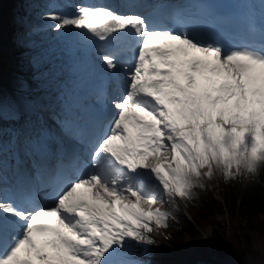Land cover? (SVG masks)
Returning <instances> with one entry per match:
<instances>
[{
	"label": "snow or ice",
	"instance_id": "snow-or-ice-1",
	"mask_svg": "<svg viewBox=\"0 0 264 264\" xmlns=\"http://www.w3.org/2000/svg\"><path fill=\"white\" fill-rule=\"evenodd\" d=\"M46 19L22 18L15 36L32 45L35 88L0 87V264H160L151 233L175 216L154 205L264 171V0H121ZM48 30L71 73L99 80L86 105L51 94L34 46Z\"/></svg>",
	"mask_w": 264,
	"mask_h": 264
},
{
	"label": "trees",
	"instance_id": "trees-1",
	"mask_svg": "<svg viewBox=\"0 0 264 264\" xmlns=\"http://www.w3.org/2000/svg\"><path fill=\"white\" fill-rule=\"evenodd\" d=\"M20 4L26 9L30 6L24 0H0L2 26L18 18L16 10ZM26 60L23 57L21 65L27 72ZM196 195V200L190 203L192 224L184 227L177 219L168 221L166 232L170 241L176 245L185 237L199 236L203 229L209 227L208 238L216 253L222 257L231 255L235 264H264V171L251 184L245 182L240 186L238 180L222 181L223 202H217L205 188L196 190ZM224 213L226 220H219L218 216ZM154 240L155 253H170L166 242Z\"/></svg>",
	"mask_w": 264,
	"mask_h": 264
},
{
	"label": "rangeland",
	"instance_id": "rangeland-1",
	"mask_svg": "<svg viewBox=\"0 0 264 264\" xmlns=\"http://www.w3.org/2000/svg\"><path fill=\"white\" fill-rule=\"evenodd\" d=\"M44 1L46 2V0H36L35 3L32 2V4H36V6L39 8L40 7V11L39 12H43L44 10H49L52 6H53V2L51 3V0L48 2L50 5L47 6L44 4ZM55 1V0H54ZM59 1V0H56ZM47 3V2H46ZM64 4V3H63ZM59 5V4H58ZM61 8H63L60 5ZM66 6H64L65 8ZM68 10H73V7H70ZM39 12L34 13L32 15H27L25 13H20L21 18H23L24 21L27 22H31L34 24H39L41 22L40 17H38L37 15H39ZM21 24H20V20L19 22L17 21L16 23H14L12 25V27L7 28V29H2V32L6 34V36H11L14 35V40L10 41L8 43V45L2 44L3 42L0 39V71H1V78L3 80H7L10 81L12 83H17L18 80H22L25 82L26 85H29V79H32V74H30L29 76H23L20 73H17L16 70L14 69V67H17V63L16 61L18 59H22L21 56L26 55V53H29V49L32 48V45H30L28 48H21L18 47L15 43V36L18 32H20L21 29ZM35 38V37H34ZM37 41L34 40V45ZM36 51H40L38 49H35ZM45 53L49 63L51 62V55H49L47 52L45 51H40ZM11 75V76H10ZM53 83H49V90L54 88V86L52 87ZM221 177L219 175L215 176L211 181L209 180H205V185H207V190L212 189L214 192L219 189L220 190V182H221ZM183 203L185 205V208L187 212L185 211H180L177 210L175 208H171V207H164L163 211H169L172 212L174 214L175 217H180L181 218V222L184 226H187L188 223H190V218L188 217V213L191 211L190 206H189V202L183 200ZM185 217H182V216ZM226 214L220 215L218 216L219 220H226ZM156 233V237L164 242H166L168 245H170V248L172 249V255L170 256V260L168 262H164V260L158 256H156V258L160 261V264H186V259L191 260L194 256L188 255L186 253H184V249H185V245H187V243H192L194 241H199L201 244H198V247L196 249L192 250L191 254H196L198 253L201 249H203L204 253L210 254L212 248H211V243L209 241V234H210V228L206 227L205 229H203L201 231V234L197 237H195L194 239L185 237L183 239L182 242L177 243L176 245H174L168 238H166V234L164 233L163 228L157 229L155 230ZM166 238V239H165ZM229 259L233 262V257L231 255H228Z\"/></svg>",
	"mask_w": 264,
	"mask_h": 264
},
{
	"label": "bare ground",
	"instance_id": "bare-ground-1",
	"mask_svg": "<svg viewBox=\"0 0 264 264\" xmlns=\"http://www.w3.org/2000/svg\"><path fill=\"white\" fill-rule=\"evenodd\" d=\"M102 2H104V0H102ZM91 4H99V2H95V3H91ZM53 11H60L59 9H52L50 11H46V12H42L40 13L41 17H43L41 19V24H45V23H50V21H47V15L49 12H53ZM64 14L65 11L61 10ZM75 12H71L67 15H71L74 14ZM73 33L75 34L77 30L72 29ZM77 37H75V35L73 36V39H76ZM35 41H37L35 43V49L41 50V51H45L47 53H50L51 56H53V59L57 60V64H55V67H53L55 73H56V77L54 79V81H59L61 85H65V84H74L73 80L76 76V73L73 74L68 70V62H67V58L68 55L65 54V50H62V47L65 46L66 47V43L65 37H57L56 34L51 31H45L43 33H41L40 35H37L34 38ZM59 43V45H58ZM57 47H60L59 49H56ZM67 49V47H66ZM68 74V76H66ZM69 75H71L69 77ZM53 82V79L50 78L48 81V84ZM0 84H3V86L1 85L0 87H2L3 89H6L5 91H11L13 90V88L15 87L16 83H12V82H7L6 80H2L1 79V74H0ZM171 207V208H175L177 210H186L185 205L183 203L182 199L177 198L174 202L169 203L167 201V198H164V202L162 204H158V205H154V207H160L161 210L163 211L164 207ZM198 244H201L199 241H194L192 243H187V245H185V249H184V253L194 256V257H198L199 255H201V253L203 252V249H201L198 253L191 254L193 249H196L198 247ZM212 254V253H211ZM210 258V257H209ZM186 259V264H190L189 260L187 258ZM220 264H234L229 258H224L221 259V261H218ZM192 264V262H191Z\"/></svg>",
	"mask_w": 264,
	"mask_h": 264
}]
</instances>
